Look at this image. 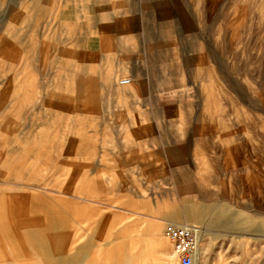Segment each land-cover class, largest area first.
Returning a JSON list of instances; mask_svg holds the SVG:
<instances>
[{"label":"rangeland","instance_id":"1","mask_svg":"<svg viewBox=\"0 0 264 264\" xmlns=\"http://www.w3.org/2000/svg\"><path fill=\"white\" fill-rule=\"evenodd\" d=\"M188 220L264 264V0H0V264H180Z\"/></svg>","mask_w":264,"mask_h":264},{"label":"built area","instance_id":"2","mask_svg":"<svg viewBox=\"0 0 264 264\" xmlns=\"http://www.w3.org/2000/svg\"><path fill=\"white\" fill-rule=\"evenodd\" d=\"M129 83L128 77L121 79V84ZM164 231L173 245L174 255L180 264H195L201 235L200 226L192 223L167 221Z\"/></svg>","mask_w":264,"mask_h":264},{"label":"bare ground","instance_id":"3","mask_svg":"<svg viewBox=\"0 0 264 264\" xmlns=\"http://www.w3.org/2000/svg\"><path fill=\"white\" fill-rule=\"evenodd\" d=\"M179 223H182V222H179ZM215 224L218 223V220L216 218V220L214 221ZM201 228V235H200V240H199V248H198V252H197V256H196V261H195V264L196 262L200 259L201 260V254H203V248L200 247V244H201V241H202V238L204 239V236L206 235V231H204V229L202 227ZM59 243V242H58ZM59 245V244H58ZM53 246V245H52ZM60 246V245H59ZM58 247V246H57ZM57 249V248H56ZM59 251L58 250V255H59ZM57 252V251H56ZM55 252V253H56Z\"/></svg>","mask_w":264,"mask_h":264},{"label":"crops","instance_id":"4","mask_svg":"<svg viewBox=\"0 0 264 264\" xmlns=\"http://www.w3.org/2000/svg\"><path fill=\"white\" fill-rule=\"evenodd\" d=\"M117 159H118V164H121V163H123V164H126L127 162L125 161H119V159H120V156H117ZM176 219L177 220H181V218L180 217H176ZM177 222V221H176ZM187 223L189 222V220L188 221H186ZM190 222H191V220H190ZM185 223V222H184ZM200 227H202V226H200ZM204 229V228H203ZM204 231H206L205 229H204ZM165 232V231H164ZM209 236V232L208 231H206V236H205V238L206 237H208ZM202 243V242H201ZM202 245L200 244V247H201ZM203 248V257H204V254H205V248L204 247H202Z\"/></svg>","mask_w":264,"mask_h":264}]
</instances>
